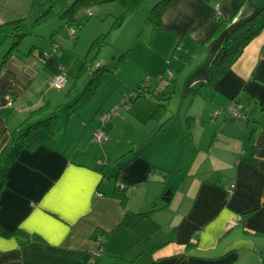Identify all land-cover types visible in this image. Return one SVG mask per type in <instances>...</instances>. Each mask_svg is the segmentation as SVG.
Returning a JSON list of instances; mask_svg holds the SVG:
<instances>
[{
	"label": "crops",
	"instance_id": "crops-1",
	"mask_svg": "<svg viewBox=\"0 0 264 264\" xmlns=\"http://www.w3.org/2000/svg\"><path fill=\"white\" fill-rule=\"evenodd\" d=\"M44 1L0 0L4 33L10 35L9 23L38 16ZM215 5L228 20L220 31ZM262 6L264 0H172L156 30L150 11L144 14L158 50L151 55L156 67L146 72L159 73L178 41L203 44L204 54L181 83L175 71L183 69L174 65V93L159 118H152V99L132 101L105 123L103 142L93 140L97 115L119 110L129 85L101 84L71 111L72 102L50 83L61 68L66 72L57 56V67H47L43 48L20 43L0 69V264H264V28L214 85L205 82L230 29ZM10 39L0 45V62ZM234 98L243 118L213 116ZM45 104L47 110L25 122ZM54 114L52 135L39 128L33 150L20 146L17 137L29 123ZM165 184L173 191L168 204L161 198ZM118 191L126 195L124 206ZM153 206L157 220L169 212L162 224L156 221L174 234L149 253L120 223L126 211ZM96 229L108 234L104 245L91 238ZM113 236L121 237L117 246L107 242Z\"/></svg>",
	"mask_w": 264,
	"mask_h": 264
},
{
	"label": "trees",
	"instance_id": "trees-1",
	"mask_svg": "<svg viewBox=\"0 0 264 264\" xmlns=\"http://www.w3.org/2000/svg\"><path fill=\"white\" fill-rule=\"evenodd\" d=\"M147 1L148 0H45L39 4L42 7V11L38 16L33 18H20L9 23L10 35L5 34L2 29L3 26H0V45L6 41L7 38H11L10 45L2 56L0 69L9 56L19 50L18 47L21 40L30 33L31 28L48 21L52 17L58 16L60 19L65 20V23L69 28H72L73 24H81L78 18V12L80 10H83L84 8L90 9V6L92 5L116 3L120 7V13L115 17L112 28H118L128 16L135 14L137 10ZM171 1L172 0H156L152 4L150 9V18L148 20L152 30L160 28L163 13ZM202 1L210 4L216 0ZM216 20L218 21L217 31L222 30L228 24V20L223 19L220 16L216 17ZM263 28L264 6L258 8L254 14L230 29L218 52L211 60L208 68L207 80L205 82L214 85L220 76H222L230 68L232 63L240 56L245 45L255 36H257ZM74 36L77 37L75 30ZM106 38L107 33L101 34L94 38L89 46V51L91 52L94 50L96 56V53L101 49L104 43H106ZM198 47L203 49L204 45L199 44L198 46H190L182 44L180 41H178L172 52V56L184 63L190 64L193 61L195 49ZM56 50L53 51L52 49V53L45 50L40 52V57L42 58L44 65L51 67L54 63H56V59L54 58L53 54L56 52ZM95 56L90 59L85 57L81 63L80 71H90L91 75L77 98L67 106V108L71 111H74L76 108L82 106L86 101H88L96 93V90L101 82L110 73V69L105 64H100L94 67ZM167 66L168 64L165 68H167ZM173 82L174 78L171 77L170 84L167 87H163L157 91L154 95L153 89L149 88L148 92L150 93V96L143 95L141 91H138V87V90L135 96L132 98V101L140 96L146 97L148 99L155 98V108L152 113V118L157 119L164 112L167 100L174 93L172 86ZM205 82H199L198 86L205 84ZM167 88H169V90L165 91ZM130 91L134 92L132 89ZM47 108L48 105L45 104L33 109L30 111L25 122L27 123L31 118L47 110ZM56 123V114L29 123L17 137V140L20 142V146L28 150H33L38 144L36 130L41 128L52 135ZM3 153H5V151H2L1 156ZM117 195L120 197L121 204L124 206L126 195L121 191H118ZM172 196L173 191L167 186V184H165L161 194L162 200L165 202V204H168L172 199ZM154 211L155 206H153L152 209L146 211H126L120 223L123 227L133 232L137 236V240L149 253H153L157 249L172 242L174 234V228L169 231H164L162 229L160 224L153 218ZM6 232L9 234V231ZM107 235V233L96 229L92 233L91 238L104 245ZM103 251L100 249V254L103 253Z\"/></svg>",
	"mask_w": 264,
	"mask_h": 264
},
{
	"label": "rangeland",
	"instance_id": "rangeland-1",
	"mask_svg": "<svg viewBox=\"0 0 264 264\" xmlns=\"http://www.w3.org/2000/svg\"><path fill=\"white\" fill-rule=\"evenodd\" d=\"M155 1L148 0L135 14L128 16L118 28H112L115 17L120 13V7L116 3L92 5L90 6V16H87L83 10H80L78 18L81 24H73L72 28L66 25L65 20L55 16L38 26L32 27L30 33L21 40L20 46H24L28 50L34 44L51 53L54 43L59 46L53 54L57 56L58 63L66 69L67 81L61 88L53 87L60 90L61 97L63 100H68L67 103H71L77 98L91 75L90 71H80V67L85 57L90 59L95 56L94 50L89 51L92 40L105 33H107L106 43L96 53L94 67L105 64L110 69L109 75L101 82L107 89H110L113 84H119L123 80L122 86L127 84L129 87L123 90L122 96L131 89L134 92L137 91L138 87L143 94L147 93L149 88L153 89L155 87L158 76L162 75L165 79H171L172 75H169L168 70L171 72L174 65H178V68L181 70L183 69L182 73H177L173 69L176 72V76H180L178 81L181 83L189 72V68H192L194 64L188 65L179 59L176 60L172 54L163 63L162 70L159 73L149 74L145 71V68L149 65L152 68L156 67L154 62L151 65V55L158 50L151 43L149 31L144 24L142 16L146 13L149 14L151 6ZM71 30L76 31L77 37L70 33ZM10 42L11 39L5 42L3 47H6V45L8 47ZM200 53L204 54L203 50L200 47L196 48L192 63L200 56ZM154 60L156 59L154 58ZM167 64L168 66L165 68ZM56 67L57 63L53 65V68ZM121 67H123V70L120 72ZM48 70L52 75V69L48 68ZM52 80L53 78L50 81L51 84ZM177 94H180V91H177ZM101 95L99 93L97 98ZM138 99L148 98L140 96L134 101ZM151 99L154 101L155 98ZM119 101L117 104L119 110H116L115 114H119L120 110L127 111V108L120 105ZM179 196V193H177L175 197L178 198ZM158 215V220L157 215L153 216V218L162 224L167 219L169 212L161 211ZM108 241L110 246H117L121 241V237L113 236ZM128 241L129 238H127Z\"/></svg>",
	"mask_w": 264,
	"mask_h": 264
},
{
	"label": "built area",
	"instance_id": "built-area-1",
	"mask_svg": "<svg viewBox=\"0 0 264 264\" xmlns=\"http://www.w3.org/2000/svg\"><path fill=\"white\" fill-rule=\"evenodd\" d=\"M83 11L86 15H88V16L91 15V11L89 8H84ZM214 15H215V17L220 16L218 5H215V7H214ZM70 33L74 36V30H71ZM57 48H58V45L54 44L53 45V51L56 50ZM168 73L170 76L172 75V73L169 70H168ZM66 81H67V75H66L65 71L61 68L60 71L54 75L53 80H52V85L54 87L61 88L64 85V83H66ZM169 84H170L169 79H165L164 76H162V75L158 76L156 85L153 88V95L157 91L162 89L163 87H167ZM138 91H140V88ZM136 92L137 91L125 92L119 101L120 105L128 108L130 106V104L132 102V98L135 96ZM143 95L150 96V93L147 92V93H144ZM114 114H115V108L110 109L108 111H103V112L98 113L97 118H98L99 123H98L97 128L94 131V134H93V140L94 141L103 142L106 139V133L104 130V125ZM218 114H223V115L230 116V117H233L236 119L244 117V115L242 114V105L235 98L232 99L225 108L215 111L213 113V116H217ZM116 187L118 190H122V189H124L125 185L123 183L117 181ZM237 222H238V219H234L233 221H231L230 223L227 224V227L228 228L232 227L235 224H237ZM99 255H100V252L94 253L92 256V260H94V258L99 256Z\"/></svg>",
	"mask_w": 264,
	"mask_h": 264
}]
</instances>
